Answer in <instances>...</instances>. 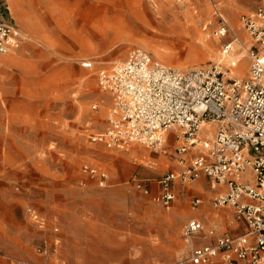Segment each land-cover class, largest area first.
Segmentation results:
<instances>
[{
  "label": "rangeland",
  "instance_id": "374dc122",
  "mask_svg": "<svg viewBox=\"0 0 264 264\" xmlns=\"http://www.w3.org/2000/svg\"><path fill=\"white\" fill-rule=\"evenodd\" d=\"M4 3L9 13L3 16L25 40L0 54V264H191L185 224L202 215L209 225L218 211L199 193V180L177 182L169 206L156 199L159 178L179 170L175 136L158 151L92 141L107 129L112 105L98 72L141 48L179 66L167 65L173 68L220 63L233 77L239 75L230 62L239 61L223 55L244 52L247 77L251 40L241 16L264 9V0ZM218 11L238 35L229 53L224 49L232 38L215 35ZM148 48L159 50L162 60ZM199 148L189 152L199 155ZM166 151L172 162L156 160ZM211 264L225 263L216 258Z\"/></svg>",
  "mask_w": 264,
  "mask_h": 264
},
{
  "label": "built area",
  "instance_id": "2783aa9c",
  "mask_svg": "<svg viewBox=\"0 0 264 264\" xmlns=\"http://www.w3.org/2000/svg\"><path fill=\"white\" fill-rule=\"evenodd\" d=\"M217 16L215 35L230 36L224 52H232L238 35L223 13ZM241 23L251 40L246 78L231 76L220 63L173 68L141 48L132 49L123 63L98 72V86L112 105L107 129L92 141L109 148L140 144L158 151L174 131L182 169L159 178L156 199L169 206L176 198L177 182L206 178L214 192L213 208L232 209L235 221L247 226L244 234L232 236L220 233L219 224L206 228L200 220L188 221L183 237L191 264H211L216 258L225 264H264V9L241 16ZM24 40L18 27L0 21V54L17 49ZM230 66L237 67V62ZM194 147H200L199 155L189 152ZM84 170L98 177L96 169ZM100 180L105 183L106 176ZM136 186L146 195L152 193L141 183ZM201 203L198 198L193 206ZM217 235L214 244L200 245L205 237Z\"/></svg>",
  "mask_w": 264,
  "mask_h": 264
},
{
  "label": "crops",
  "instance_id": "0c3cea01",
  "mask_svg": "<svg viewBox=\"0 0 264 264\" xmlns=\"http://www.w3.org/2000/svg\"><path fill=\"white\" fill-rule=\"evenodd\" d=\"M0 5L2 6V13L0 15V21L11 23V24L15 25L16 27H18L16 23H14L12 20H10L8 18V16H3V14L7 15L9 13L8 12L9 8L5 6L4 0H0ZM82 66L84 67L83 63H82ZM84 68H86V67H84ZM86 69H89V68H86ZM172 136H175V140L177 141L176 133L174 134V131H172L168 134L169 138L167 139V142H169V140H170V138H172ZM96 143H100V142H96ZM178 167H179V170L182 169L181 166H178ZM199 181L200 182L197 186L198 191H200L199 193L202 195H205V196L208 195L209 197L212 198L214 196V192L210 189H208V191H207V188H209L208 180L206 178H202ZM174 188H175V186H174ZM174 192H175V190H174ZM176 192H175V194H176ZM210 202H211V200H210ZM210 206L213 210L218 211V214H217V217L209 225L207 224L205 217L202 215L197 216L196 218H193V219L200 220L205 225L206 228L211 227L213 224H219L220 225V233L227 232L232 236H239V235L244 234L247 231V226L244 223L235 221L232 209L227 208V207L221 208V209H214L213 206L211 205V203H210ZM222 209H224V211H221ZM217 237H218V235L215 237H205L200 242L201 243L200 245L214 244L216 242Z\"/></svg>",
  "mask_w": 264,
  "mask_h": 264
},
{
  "label": "bare ground",
  "instance_id": "6f19581e",
  "mask_svg": "<svg viewBox=\"0 0 264 264\" xmlns=\"http://www.w3.org/2000/svg\"><path fill=\"white\" fill-rule=\"evenodd\" d=\"M235 29L238 31V28L235 27ZM233 47V45H232ZM150 51H152L154 53V56L157 57L158 59H161L163 58V55L160 53L159 50L157 49H153V48H148ZM244 55L245 53H239V54H236V53H230L228 55H223V60H227L228 59H232V58H235L234 60H237L239 61V64H237V67L235 68V70H233L234 74L236 75H239L240 78H244L246 77V67L244 66ZM222 56V55H221ZM166 64L168 63L169 65H174V67H179L175 64H173V62L171 61H164ZM232 62V61H231ZM238 63V62H237ZM167 64V65H168ZM232 69V68H231ZM233 76V75H232ZM169 138V137H168ZM168 143V142H167ZM167 146V145H166ZM144 149V148H143ZM142 149V150H143ZM140 149L137 148L136 150H134L133 152L134 153H137L139 152ZM156 160H163L164 162H172L173 160V156L171 154L170 151H166L162 154V156H159Z\"/></svg>",
  "mask_w": 264,
  "mask_h": 264
}]
</instances>
